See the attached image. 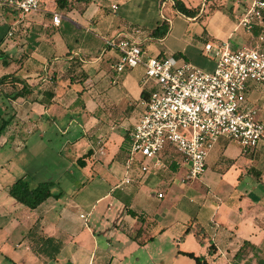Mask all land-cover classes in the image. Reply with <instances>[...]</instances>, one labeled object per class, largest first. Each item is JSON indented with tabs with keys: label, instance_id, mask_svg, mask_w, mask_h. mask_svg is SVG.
Listing matches in <instances>:
<instances>
[{
	"label": "crops",
	"instance_id": "0c3cea01",
	"mask_svg": "<svg viewBox=\"0 0 264 264\" xmlns=\"http://www.w3.org/2000/svg\"><path fill=\"white\" fill-rule=\"evenodd\" d=\"M65 1L42 0L25 16L0 6V78L8 75L0 118L9 120L0 132V264H195L187 253L207 264H264V143L244 154L220 137L198 179L182 181L185 166L173 163L157 175L134 168L133 182L117 186L152 85L142 84V66L116 73L120 52L110 41L131 37L147 56L212 70L205 43L249 45L235 28L249 0H181L198 9L194 17L172 0ZM163 19L167 34L152 37ZM247 100L264 124V87L251 86ZM20 177L31 187L51 182L52 195L24 206L8 193ZM42 238L59 246L53 257Z\"/></svg>",
	"mask_w": 264,
	"mask_h": 264
},
{
	"label": "built area",
	"instance_id": "2783aa9c",
	"mask_svg": "<svg viewBox=\"0 0 264 264\" xmlns=\"http://www.w3.org/2000/svg\"><path fill=\"white\" fill-rule=\"evenodd\" d=\"M41 1L0 0V6L25 16L40 10ZM60 19L59 14L52 15L53 24ZM263 21L264 0H249L235 26L250 36L249 45L229 49L205 43L207 52L214 49L211 71L174 55L147 56L131 37L110 41L120 52L116 73L142 66V84L152 85L128 134L124 175L117 186L133 182L134 168L157 175L173 163L185 166L182 181L198 179L206 169L209 148L220 137L235 142L244 154L264 143V124L257 117V107L247 100L251 86L264 87ZM163 195L156 193L157 198Z\"/></svg>",
	"mask_w": 264,
	"mask_h": 264
},
{
	"label": "trees",
	"instance_id": "16d2710c",
	"mask_svg": "<svg viewBox=\"0 0 264 264\" xmlns=\"http://www.w3.org/2000/svg\"><path fill=\"white\" fill-rule=\"evenodd\" d=\"M172 1H173L174 9L180 14L187 16V17H194L197 15L198 13L197 8H188L185 6V4L181 0H172ZM65 2H66L65 0H55L57 8L65 7L66 5ZM168 30H169L168 20L163 19L162 22L151 31V36L155 38H163L167 34ZM7 77L8 75L2 76L0 78V83L3 82L5 79H7ZM23 95H25L24 86L23 88H21L20 91L16 92L12 97L16 98V97H20ZM8 121L9 120H6V119L1 120L0 132L4 129ZM77 161L79 162V164L82 163V160L80 159H78ZM51 186H52L51 182H40L34 187H31L27 180L20 177L16 179L10 185L8 193L11 197H13L19 203L23 204L24 206L28 208L33 209L52 195ZM128 212L133 216L135 215V212H133L132 210H128ZM186 231H191V230L190 228H187ZM199 231L200 230L194 231V234H195V237L199 241H201ZM137 232H139V230H137ZM42 241H43L42 243L43 247L48 246V248H54V249H53V253L47 254L46 248H43V249L41 248L40 250L41 252L46 253L50 257H53L59 251V246L55 244L52 241V239L42 238ZM212 252H213V247L212 245H210L209 253H212ZM187 254L194 259L195 264H207L203 257L194 256L191 253H187Z\"/></svg>",
	"mask_w": 264,
	"mask_h": 264
},
{
	"label": "rangeland",
	"instance_id": "374dc122",
	"mask_svg": "<svg viewBox=\"0 0 264 264\" xmlns=\"http://www.w3.org/2000/svg\"><path fill=\"white\" fill-rule=\"evenodd\" d=\"M106 1H109V0H106ZM132 23H133V22H132ZM139 23H140V22H139ZM204 50H205V49H204ZM209 53H210V52H209ZM198 55H201V54L198 53ZM204 55H205V56H208V53H207V52H204ZM209 56H210V58H213L212 51H211V55H209ZM209 56H208V57H209ZM213 59H214V58H213ZM191 63H192V62H191ZM213 68H214V67H213ZM203 70H204V69H203ZM206 71H211V70H206ZM0 115L2 116V113H1V112H0ZM1 116H0V117H1ZM0 125H1V118H0ZM5 149L9 152V148H8V147H5ZM172 155L175 156V157H179L178 154H175V153H173Z\"/></svg>",
	"mask_w": 264,
	"mask_h": 264
}]
</instances>
